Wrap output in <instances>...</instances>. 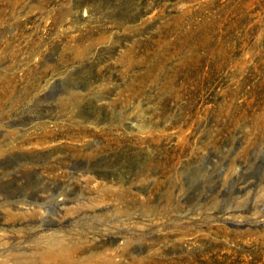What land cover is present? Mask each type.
Here are the masks:
<instances>
[{"label":"rangeland","instance_id":"obj_1","mask_svg":"<svg viewBox=\"0 0 264 264\" xmlns=\"http://www.w3.org/2000/svg\"><path fill=\"white\" fill-rule=\"evenodd\" d=\"M133 42L174 98L111 117ZM0 84V264H264V0H0Z\"/></svg>","mask_w":264,"mask_h":264},{"label":"bare ground","instance_id":"obj_2","mask_svg":"<svg viewBox=\"0 0 264 264\" xmlns=\"http://www.w3.org/2000/svg\"><path fill=\"white\" fill-rule=\"evenodd\" d=\"M85 28V27H84ZM155 32V31H154ZM92 33L91 30L85 28L82 29L79 33V35L77 37H73L72 39H75V41H79V43H81L82 41L84 42V40L86 38H90V34ZM154 34V33H153ZM93 35V34H92ZM92 37V36H91ZM100 40V39H97ZM96 40V41H97ZM153 42V41H152ZM83 45V44H82ZM157 45V44H156ZM142 46H147L146 44H141L138 42H133L132 44L127 46V49L121 53L120 55V61L122 63H124L127 67V69L131 68V67H136V66H140L141 67V71L136 73V74H132L129 76L128 78V82H126V84L124 85V87L120 88L118 91H116V88H112V89H107V88H103L101 90V92L103 94L106 93H113V91H115V95L114 97H112L107 103L105 104H100L98 107L99 109H105L108 110L109 112V116L113 117L114 114H116V108H122L125 105H127L128 103H131V101L135 100L137 97H139L140 95H142L145 92V86H147L150 83H159L160 87L162 88V92L165 95L164 99H162V106H164L166 100H172L174 97L171 93L167 92L165 89L166 87V79H165V75L162 69V64L160 62V59L153 56V57H149L146 58L144 56H137L138 52H139V48ZM156 47V46H155ZM159 47V46H158ZM150 48V47H149ZM88 49V48H87ZM158 50V49H157ZM146 52V51H145ZM78 53V52H77ZM148 53V52H147ZM76 54V53H75ZM81 55V53H79ZM77 54V55H79ZM161 54V53H160ZM165 54V53H164ZM145 55V54H144ZM155 55V54H154ZM157 56V55H156ZM75 57H77L75 55ZM160 57V56H159ZM162 59V58H161ZM165 61V60H164ZM169 62V61H168ZM184 62V61H183ZM120 63V62H119ZM80 64V63H79ZM180 64V63H179ZM124 68V67H123ZM181 68V66H180ZM183 68V66H182ZM175 69V66H174ZM184 70V69H183ZM182 71V70H181ZM169 72V71H168ZM166 74V73H165ZM169 76V75H168ZM7 81V80H6ZM37 82V81H36ZM169 82V81H168ZM174 82V81H173ZM170 83V82H169ZM1 85V84H0ZM31 86V85H30ZM168 87V86H167ZM4 87H2L3 89ZM96 90V89H95ZM177 91V90H176ZM4 92V91H3ZM7 94V93H6ZM71 94V93H70ZM73 94V93H72ZM163 95V96H164ZM175 95V94H174ZM91 97V96H90ZM90 97H86L87 99H83V97L81 95H78V93L71 95V97L69 98L68 101H62L58 108L59 111L61 112V114H67V113H72V109H74L75 107H79V105L82 103L84 105V101L85 104L88 105L89 103H92L93 101H91L92 99ZM97 99V95L95 96ZM93 98V97H92ZM68 99V98H67ZM95 99V98H94ZM66 100V99H65ZM86 105V106H87ZM81 107V106H80ZM83 107V106H82ZM95 107V106H94ZM81 110V109H80ZM77 110V113L79 114L81 111ZM83 111V110H82ZM106 112V111H105ZM84 113V112H83ZM81 115V114H80ZM106 116V115H105ZM68 118H70L71 116H67ZM110 117V118H111ZM73 118V117H72ZM72 120V119H71ZM123 120V119H122ZM64 122V121H63ZM66 122V121H65ZM68 122V121H67ZM121 122V121H120ZM119 122V123H120ZM69 123V122H68ZM64 125V124H63ZM76 125V124H75ZM60 127V126H59ZM69 128H72L71 126H67ZM77 127V131L79 133H87L89 132L88 129L83 128L81 126H76ZM48 127L45 126V122L39 127V129H41L43 131V134H48L49 132L51 133L52 131H50L49 129H47ZM66 128V127H65ZM68 128V129H69ZM122 126L121 124L115 123V124H109L107 126H104L102 128L99 129V131H97L95 133L96 137L101 138L102 143L99 146H96L94 148H92V151L89 153H77L76 155H73L75 159H79V158H84V159H88L90 157L91 154H98L101 151H104L105 149L109 148L112 145H118L121 142L125 141L127 139V137L125 135L122 134ZM125 128V127H124ZM131 129L134 128V125H132L130 127ZM136 128V127H135ZM147 129V128H146ZM137 132L140 133V138L139 140L141 142H150L153 143L156 141V137L152 134L147 135L146 131L141 129V127H137L135 129ZM130 134V133H129ZM87 135V134H86ZM46 137V136H45ZM45 137H42L41 139H44ZM29 140V139H28ZM27 140V141H28ZM148 144V143H147ZM155 151V150H154ZM73 154V153H72ZM96 158V157H95ZM84 164V163H83ZM62 166V165H61ZM75 167V166H74ZM77 169V168H76ZM161 173L165 174L166 173V169H161ZM81 182V181H80ZM71 184V183H70ZM170 184V183H169ZM71 186H69L70 188ZM72 188V187H71ZM83 193V192H82ZM83 195V194H82ZM124 195V194H123ZM84 197V196H83ZM91 197V196H90ZM117 198H120V196H117ZM74 199V198H73ZM78 199L75 197V200ZM84 199V198H82ZM94 200H96L95 197H93ZM105 199V198H104ZM89 200V198L87 199Z\"/></svg>","mask_w":264,"mask_h":264}]
</instances>
